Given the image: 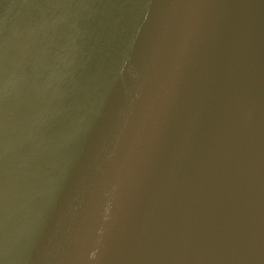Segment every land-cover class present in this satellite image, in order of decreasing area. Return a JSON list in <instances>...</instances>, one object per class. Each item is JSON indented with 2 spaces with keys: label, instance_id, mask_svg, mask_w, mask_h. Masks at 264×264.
Wrapping results in <instances>:
<instances>
[{
  "label": "water",
  "instance_id": "1",
  "mask_svg": "<svg viewBox=\"0 0 264 264\" xmlns=\"http://www.w3.org/2000/svg\"><path fill=\"white\" fill-rule=\"evenodd\" d=\"M0 264H264V0H0Z\"/></svg>",
  "mask_w": 264,
  "mask_h": 264
}]
</instances>
